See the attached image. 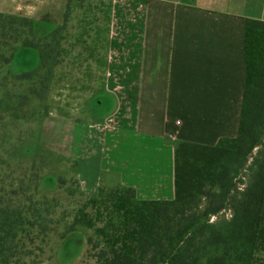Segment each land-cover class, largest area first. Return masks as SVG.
Masks as SVG:
<instances>
[{
  "label": "crops",
  "instance_id": "0c3cea01",
  "mask_svg": "<svg viewBox=\"0 0 264 264\" xmlns=\"http://www.w3.org/2000/svg\"><path fill=\"white\" fill-rule=\"evenodd\" d=\"M108 4L110 44L100 55L103 63L87 60L92 66L84 71L95 70L85 83L101 85L109 110L99 119L69 121L63 143L93 151L103 179L132 187L138 199H172L174 144H214L237 134L244 21L264 18V0Z\"/></svg>",
  "mask_w": 264,
  "mask_h": 264
},
{
  "label": "trees",
  "instance_id": "16d2710c",
  "mask_svg": "<svg viewBox=\"0 0 264 264\" xmlns=\"http://www.w3.org/2000/svg\"><path fill=\"white\" fill-rule=\"evenodd\" d=\"M14 23L28 33L36 27L32 18L0 12V32L15 34ZM20 34L21 46H36ZM242 54L237 134L214 144L177 141L172 199H138L123 185L108 196L100 187L90 198L94 216L105 221L92 243L97 264H255L264 251V18H245ZM8 175H0V264H36L52 211L28 194L25 176ZM76 220L60 239L77 231Z\"/></svg>",
  "mask_w": 264,
  "mask_h": 264
},
{
  "label": "rangeland",
  "instance_id": "374dc122",
  "mask_svg": "<svg viewBox=\"0 0 264 264\" xmlns=\"http://www.w3.org/2000/svg\"><path fill=\"white\" fill-rule=\"evenodd\" d=\"M0 12L4 16L34 19L36 31L32 33L13 24V28L22 31L18 39L44 43L46 40L40 35L59 28L55 42L58 51L52 53L54 62L47 64L50 75L54 72L49 85L46 67L34 70L32 81L18 79L21 75L15 71L26 72L37 66L38 52L33 48H19L18 29L15 34L14 29L10 30L11 34H6V30L0 32V175L3 178L10 177V173L25 176L28 194L34 200L46 199L43 205L52 211V230L47 235L45 252L35 258L36 264H97L92 256V243L101 238L95 228L105 221L94 216L90 198L97 196L100 187L105 188L104 194L108 196L120 185L104 180L103 169L96 171V156L91 157L93 151H81L79 145L68 150L63 138L69 121L99 119L109 110L106 104L109 99L103 97L100 106L95 107L101 85L85 83V77L95 75L92 64L85 62L96 61L99 66L100 55L103 56L110 44L108 0H0ZM38 50L42 53L41 48ZM86 64L91 66L85 74ZM91 92L93 96L88 98ZM63 117L71 118L67 125ZM79 124L83 122L74 126ZM98 176L99 184L91 188ZM242 187L239 183V188ZM229 213L227 210L220 216ZM76 217L77 231L60 239L59 235L77 221ZM255 264H264L263 250L258 253Z\"/></svg>",
  "mask_w": 264,
  "mask_h": 264
},
{
  "label": "flooded vegetation",
  "instance_id": "af4514ba",
  "mask_svg": "<svg viewBox=\"0 0 264 264\" xmlns=\"http://www.w3.org/2000/svg\"><path fill=\"white\" fill-rule=\"evenodd\" d=\"M34 31H36V27L34 28ZM58 31H59V28H57L54 31H50V32L46 33V35H44V34L40 35L42 37V39H44V40L46 39V41H47L46 43L47 44L46 43H37L36 46H24L23 47V46L20 45V47H19V48H25V49L26 48H33V49L37 50V52H38V63H37V66L35 68L31 69L30 71L33 72L36 69L39 70L40 68L46 67L45 69H46L47 74L45 75V78H47L46 79L47 80L46 83L48 85L51 83L52 76H53L54 72L50 75V71H48L47 64L48 63L50 64V62H54V60H55V58H53L54 56H53L52 53H53V51H56V52L58 51V48H57L58 45H55V42H56V39H57L56 37H58L57 36ZM38 48L42 49V53L39 52ZM55 48H57V50ZM16 50H18V48ZM46 52H48V54H46ZM13 57H14V53H13L11 59H10L11 60L10 61V65L12 64ZM45 62H46V65H45ZM30 71L22 72V71H19V69H18L14 73H16L17 75H21L20 76L21 78L19 77L18 79L31 80L32 81L33 77H35V76H33V75H31V76H23V74L28 73ZM47 84H46V87L48 89ZM98 96L99 97L96 98L98 100H96V102H95V107H99L100 106L102 97L105 100L108 99L106 96H103L101 93ZM5 109L8 111L7 108H5ZM63 118L65 119L66 117H63ZM29 120H32V119H29Z\"/></svg>",
  "mask_w": 264,
  "mask_h": 264
}]
</instances>
